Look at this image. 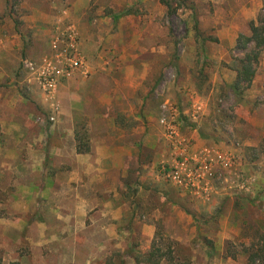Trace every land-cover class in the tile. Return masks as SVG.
<instances>
[{
	"label": "rangeland",
	"instance_id": "1",
	"mask_svg": "<svg viewBox=\"0 0 264 264\" xmlns=\"http://www.w3.org/2000/svg\"><path fill=\"white\" fill-rule=\"evenodd\" d=\"M162 1L90 2V8L104 5L120 14L130 10L142 23L163 8L153 30V47L162 53L134 63L147 62L148 71L164 75L152 107L158 136L118 181L119 200L80 205L67 197L76 194L74 161L56 156L61 140L50 134L61 110L58 93L46 99L24 68L25 61L40 63L50 55L70 26L80 49L71 6L68 0H0L6 104L0 109V264H135L130 248L149 253L156 234L184 264H247L246 249L263 246L264 156L251 149L264 140V51L241 98L231 86L243 58L237 40L251 37L249 24L264 18V0H189L173 17ZM165 103L176 121L173 138L160 123ZM77 121L75 141L76 131L89 138L84 119ZM30 150L38 161L45 157L42 171H30ZM173 171L179 181L169 177ZM108 210L115 219L111 235L101 230L109 221L99 220Z\"/></svg>",
	"mask_w": 264,
	"mask_h": 264
},
{
	"label": "crops",
	"instance_id": "2",
	"mask_svg": "<svg viewBox=\"0 0 264 264\" xmlns=\"http://www.w3.org/2000/svg\"><path fill=\"white\" fill-rule=\"evenodd\" d=\"M91 1L68 0L70 17L79 33L80 51L90 71L89 77L77 73L60 85L57 101L61 110L50 134L59 133L61 140L56 156L65 164L71 156L72 166H76L72 170L78 173L76 194L69 193L67 197L76 198L75 203L80 205H107L119 200L118 181L130 163L137 164L150 139L158 136L152 107L164 71H148L147 62H134L149 52L162 53L153 47V30L163 8L154 16L150 13V19L143 17L146 21L142 23V17L120 14L112 7L90 8ZM1 91L0 109H4ZM80 118L89 132L90 154L80 155L76 150L75 126ZM12 132L19 133L16 127ZM28 155L30 164L33 162L30 171H42L45 157L38 161L33 150ZM140 166L146 168L142 161ZM99 216V220L109 221L102 225V232L111 235L114 213L108 210ZM83 218L81 214L79 219Z\"/></svg>",
	"mask_w": 264,
	"mask_h": 264
},
{
	"label": "trees",
	"instance_id": "3",
	"mask_svg": "<svg viewBox=\"0 0 264 264\" xmlns=\"http://www.w3.org/2000/svg\"><path fill=\"white\" fill-rule=\"evenodd\" d=\"M188 1L166 0L162 1V4L168 8L170 17H173L177 10L188 7ZM172 4H175V7ZM130 14H132L130 10L125 13V15ZM197 26L198 22L195 23L196 30ZM249 26L251 37L240 35L236 45V51L242 53L243 58L237 59L240 68L237 70V79L231 86V91L238 98H241L244 92L251 87L259 64L260 53L264 51V18L259 17L257 23L251 22ZM251 46L254 48L251 49ZM76 142L78 154L83 155L91 152L87 131H83V133L76 131ZM251 151L257 157L264 156V140L257 149H251ZM261 241L263 246L253 244L246 249L247 264H264V236ZM128 256L133 259L135 264H162L164 260H171L173 264H184L177 262L178 259L175 257L171 243L159 234H156L149 253H137L135 248L131 247Z\"/></svg>",
	"mask_w": 264,
	"mask_h": 264
},
{
	"label": "built area",
	"instance_id": "4",
	"mask_svg": "<svg viewBox=\"0 0 264 264\" xmlns=\"http://www.w3.org/2000/svg\"><path fill=\"white\" fill-rule=\"evenodd\" d=\"M53 44V52L40 63L24 62L25 70L33 78L34 82L38 83L46 99H54L60 85L64 81L71 80L75 74L82 73L85 77L89 74L85 70L86 61L80 52L78 34L73 26H70L64 32L61 41H56ZM54 120V118H51V121ZM160 123L167 129L170 138H173L176 132V121L168 103H165L162 107ZM169 177L178 181L181 179L177 171H173L169 174Z\"/></svg>",
	"mask_w": 264,
	"mask_h": 264
}]
</instances>
